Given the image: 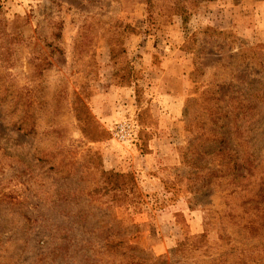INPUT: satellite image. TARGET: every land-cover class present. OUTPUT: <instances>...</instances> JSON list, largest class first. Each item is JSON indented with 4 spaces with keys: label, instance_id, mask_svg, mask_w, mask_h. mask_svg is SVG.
Listing matches in <instances>:
<instances>
[{
    "label": "rangeland",
    "instance_id": "1",
    "mask_svg": "<svg viewBox=\"0 0 264 264\" xmlns=\"http://www.w3.org/2000/svg\"><path fill=\"white\" fill-rule=\"evenodd\" d=\"M197 1L199 0H181L171 5L168 11L158 13L159 16L153 13L147 16L138 0H0V33L2 30L6 33L12 31L10 23L13 20L29 16L20 27L21 35L28 44L25 54L28 55L27 51L30 49L31 52L46 50L47 46H44L42 38L49 40L55 37L54 33L58 29L60 32L56 40L60 53L52 50L53 64L41 76L28 72L24 57L0 60V264H76L75 255L87 249L82 248L77 253L79 249L75 246L74 239L77 243H84L78 241L85 233V230L75 225L78 215H84L94 223L106 214L100 207L106 200L99 196L97 201L94 196L87 194L92 183L90 173H93V177L101 185L105 183V179L114 178L118 174L117 177L129 181L137 192L151 188L146 178V169H150L151 165L153 174L171 177L174 195L170 196L163 208L150 207L133 213L136 205L131 203L118 205L113 210L118 219L126 220L132 225L131 241L155 256L170 252V261L175 262V246L186 237L202 232V211L191 208L185 197L190 183L188 174L179 169L172 172L163 165L155 166L151 164L152 159H149L150 165L146 164L148 166L139 157L131 162L133 151L128 149L129 143L132 146L141 143L140 148L144 151L148 134L159 139L161 130L167 126L166 122L153 121L147 107L142 108L138 114H133L134 108L128 114L127 110L122 113L123 105H131L125 103L129 99V91L125 93L107 85L109 82H116L114 78L120 72V68L112 64L111 47H115V53L121 54L120 47L127 49L130 64L132 55L129 52L139 49L137 41L113 36L109 29L111 21L116 18L124 21L131 18L136 25L143 26V31L156 33L163 32L165 28L161 26L169 19H176L183 29L180 28V34L188 37L184 49L186 51H183L184 60L191 67L187 75L193 70L195 63L198 67V77L195 79L197 85L205 83L202 78L218 82L221 86V100H226L233 89L240 88L248 92L258 89L261 59L257 53L259 48L255 44L264 46V43L249 40L232 27L219 28L213 18L217 9L214 0ZM165 17L168 19L165 20ZM212 28L223 29L225 32L220 34ZM105 34L111 37L108 39ZM231 34H236L238 39ZM97 36L104 37L105 42H95ZM129 36H133V33ZM88 37L90 41L86 45ZM239 42L245 45L244 55L253 56V63L236 60L235 47H243L239 46ZM92 43L97 44L99 49L93 59L89 56ZM157 43L159 46L165 44L159 38L157 42H148L142 48L150 50ZM37 44L39 47L35 48ZM5 49L6 47L0 46V54L3 55ZM21 52L19 50L17 55ZM77 55H86L83 65L81 60L76 59ZM121 60L123 58H118V61ZM12 61L14 64L10 65ZM146 74L148 71L143 75ZM156 74L158 72L155 70L149 71L151 77ZM184 75L186 74L179 76L181 95L174 103L169 97H156L152 101L157 109L159 105L163 107L161 113L167 114L168 110L172 112L168 113L172 116L180 115L183 135V85L189 93L195 92V87L189 86ZM73 90L77 91L79 100L87 105L86 113L72 106ZM150 90L148 87L138 86L135 93L141 95ZM251 93L247 96H251ZM29 102L36 108L33 112L37 122L36 135L25 133L14 124L15 121L17 123L18 120L25 119L24 113ZM79 116L91 119H86L85 124L89 125L88 131L92 138L82 135L80 122L76 119ZM232 124L233 119L227 117L223 130L227 131L228 140L239 149L240 157L244 160L245 153L238 145ZM126 127L131 130L128 139L121 136L127 130ZM101 129L105 133L98 132ZM247 130L251 135L250 158L258 159L255 162L258 170L251 172L250 183L251 186H260L261 179L255 175L259 170H264V108L260 109L259 116L252 120ZM110 138H114L115 142L106 151L103 143ZM184 140L183 137L182 144ZM94 152L100 159L95 160L92 155ZM203 161L206 162L205 159ZM206 171L205 169V173ZM204 191L203 198L210 209L222 211L224 207L219 195H226V190L216 187L211 194L213 190L209 187ZM228 196H233V193H228ZM149 199L147 198L152 205ZM232 205L231 201V205L227 207ZM183 213H187L191 222L190 229L197 228V225L199 227L200 222L199 231L188 234L181 240L169 239L174 232L173 227L185 218L181 216ZM66 233H69L67 239L64 238ZM256 239L263 238L254 237L251 242ZM97 259V264H104L102 257ZM82 262L91 264L87 259Z\"/></svg>",
    "mask_w": 264,
    "mask_h": 264
},
{
    "label": "trees",
    "instance_id": "2",
    "mask_svg": "<svg viewBox=\"0 0 264 264\" xmlns=\"http://www.w3.org/2000/svg\"><path fill=\"white\" fill-rule=\"evenodd\" d=\"M138 1L143 4L145 14L148 16L151 13L166 12L171 5L177 4L181 0ZM25 18L13 20L10 23L12 31L8 33L1 31L0 46L6 47V49L3 55L0 54V60L6 61L24 57L28 72L41 76L43 71L53 64L54 53L52 50H57L60 53L59 44L56 42L60 32L58 29L52 39L42 38L44 46H47L46 50L31 52L32 49H30L27 51L29 52L27 55L24 50L28 44L20 30ZM109 24L113 36L127 37L137 31L133 25L123 19L116 18ZM213 31L220 34L225 32L223 29ZM231 35L238 39L236 34ZM105 37L109 39L111 36L105 34ZM187 39L188 37H185L182 44L183 51H186L184 49ZM88 41H90L89 37L86 39V45ZM229 42L230 40L227 43ZM240 45L243 47H235L237 48L235 51L236 60L248 64L249 62L253 63L255 61L252 59L253 56L244 55V43L239 42ZM38 47L39 44L35 46V48ZM255 47L259 48L257 53L261 59L260 65L258 64L261 81L256 90L254 88L248 92L240 88L233 89L226 100H221V86L218 82L202 78L205 83L197 85L195 79L198 77L196 72L198 67L195 63L190 74L184 75V79L189 81V86L195 87V92L189 93L183 85L181 101L185 140L183 144L177 146L179 165L164 167L172 172L179 169L190 176L185 197L191 208L202 211V232L186 237L175 246L174 251L177 255L175 262L170 261L172 258V255L168 254L170 252L155 256L131 241L132 232L130 229L132 225L126 220L118 219L113 210L118 205L131 203L136 205L133 213L144 211L150 207L154 209L163 208L170 196L174 195L171 177L165 178L153 174V170H150L151 165L150 169H146L147 183L151 185V188L137 192L129 181H123L117 177L118 174H115L114 178L105 179V183L101 185L95 180L93 173H90L92 183L87 194L94 196L97 201L99 196L106 200L104 205H100L106 214L94 223L84 215H78L75 225L79 229L85 230V233L78 241L84 243H77V240L74 239L75 246L79 249L77 253H80L82 248L87 249L79 255H75L76 264H84L82 260L85 259L90 260L91 264H97V257L99 259L102 257L105 261L104 264H264V170H259L255 175L256 178L261 179L259 183L261 187L251 186V172L258 170L255 165L258 159L250 158L251 135L247 130L252 120L259 116L260 109L264 108V60L262 61L264 46L255 44ZM114 48L111 47L110 49V58L112 64L120 68V72L114 78L116 84H134L136 90L138 86L130 69L131 64L127 58L126 49L120 47L119 51L124 54L122 57L121 53H115ZM19 50L22 52L17 55ZM85 56L77 55L76 59L81 60L80 63L82 62L83 65ZM118 58H123V60L120 62ZM13 64L14 61L10 63V65ZM249 93L251 96H247ZM78 97L77 91L73 90L71 104L76 106L75 109L78 111L82 110L86 113L87 105ZM35 109V106L29 102L27 111L24 113L25 119H20L17 123L14 122L17 129L31 135L37 134V122L33 117ZM227 117L233 119L234 134L238 145L244 151L243 154L245 153L244 160L240 157L239 149L235 148L228 140L227 131L223 130ZM76 119L80 122L79 128L82 135L86 138H92L88 131L89 125L85 124L86 119H91L80 116ZM98 132L105 133L102 129ZM149 138L150 135L148 134L146 140L148 141ZM92 155L95 160L100 159L97 153L94 152ZM205 169L207 173H205ZM209 187L213 190L211 194L215 192L216 187L226 190V195H219L220 203L224 207L222 211L211 210L210 205L203 198L205 188ZM239 191L241 192L239 193ZM228 193H233V196H228ZM147 198H150L152 205ZM230 200L233 205L227 207L231 205ZM66 235L64 238H69V233ZM254 237L263 239H256L257 241L251 242Z\"/></svg>",
    "mask_w": 264,
    "mask_h": 264
},
{
    "label": "crops",
    "instance_id": "3",
    "mask_svg": "<svg viewBox=\"0 0 264 264\" xmlns=\"http://www.w3.org/2000/svg\"><path fill=\"white\" fill-rule=\"evenodd\" d=\"M213 2L217 4L213 18L219 28L232 27L247 39L264 43V0H214ZM141 8L144 11L142 3ZM153 14L159 16L158 13ZM167 19L168 17H165V20ZM125 20L137 29L133 36L122 37V40L129 41L132 39L138 43L137 47L139 49L137 48V51L135 49L133 53L129 52L132 55L131 72L135 77L137 86L148 87L151 90L141 95H136L134 84L120 85L116 84V82H109L107 85L125 93L129 91V99L125 100V103H130L131 105L126 106L122 104V113L127 110L128 114L129 110L134 108L133 114L135 112L138 114L142 108L147 107L151 114L149 117L153 121H165L167 125L161 130L159 139L156 138L157 136L154 137L153 134L150 135L144 151L140 148L141 143L134 144L133 146L129 143L128 149L133 151L131 162L139 157L140 161H143L145 165H150L149 159H152L153 163L151 162V164L155 166H178L180 160L177 146L182 143L184 137L183 121L180 115L172 116L168 114L172 113L171 111L166 110L167 114L161 113L163 107L159 105V109H157L155 105H152V101L156 97H160V99L169 97L172 103H174L175 99L181 95L179 76L188 74L191 69L190 65L184 60L182 44L185 41V36L180 34L182 27H180L176 19H169L165 25L161 26V28H165L163 32L149 33L145 30L143 31V26L140 24L136 25L131 18ZM143 23L144 25L146 24L145 20ZM168 27L174 32L171 29H167ZM159 38L163 39L165 43L163 46H159V43H157L150 50L142 48L148 42H157ZM135 41L133 43L137 44ZM95 42L104 43L105 38L97 36L95 37ZM91 45L92 49L89 51V56L93 59L99 49L97 44L92 43ZM126 51L128 50L126 49ZM153 70L158 72V74L151 77L149 71ZM145 71H148V74L143 75ZM114 142V138H110V140L103 143V148L108 151V148H111L109 146L113 145ZM123 155H125V152ZM156 161L157 163H155ZM193 214L195 215V213ZM181 216L185 218H183L181 223L173 227L174 232L170 234L171 237L169 239L181 240L184 236L199 231L200 222L199 227L197 225V228L193 227V229H190L192 225L187 218V213H183Z\"/></svg>",
    "mask_w": 264,
    "mask_h": 264
},
{
    "label": "built area",
    "instance_id": "4",
    "mask_svg": "<svg viewBox=\"0 0 264 264\" xmlns=\"http://www.w3.org/2000/svg\"><path fill=\"white\" fill-rule=\"evenodd\" d=\"M126 128H127V130L123 131L122 134H121V136L123 138H125V139H128L129 136H130V134H131V130H129L128 127H126Z\"/></svg>",
    "mask_w": 264,
    "mask_h": 264
}]
</instances>
